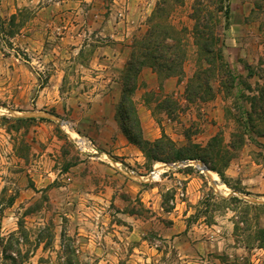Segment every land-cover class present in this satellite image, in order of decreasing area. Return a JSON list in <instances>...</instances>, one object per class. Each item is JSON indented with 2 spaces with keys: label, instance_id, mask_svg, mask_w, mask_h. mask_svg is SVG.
<instances>
[{
  "label": "rangeland",
  "instance_id": "rangeland-1",
  "mask_svg": "<svg viewBox=\"0 0 264 264\" xmlns=\"http://www.w3.org/2000/svg\"><path fill=\"white\" fill-rule=\"evenodd\" d=\"M195 1L184 0L170 15L185 29L189 78L196 68ZM248 2L253 8L243 18ZM220 7L214 29L221 55L234 84L245 87L226 94L215 82L213 99L188 102L186 82L169 92L157 78L135 100L145 139L202 148L201 159L179 167L153 161L135 145L141 159L133 163L99 154L74 124L72 108L87 107L82 92L96 83L91 72H101L92 67L93 54L108 39L87 32L79 41L89 46L73 54L57 27L74 17L42 20L34 6L11 15L0 8V264L255 263L252 240L264 229V138L248 139L238 107L264 90V0H223ZM116 62L102 73H114ZM88 157H102L107 167L90 166ZM91 186L109 190L94 199Z\"/></svg>",
  "mask_w": 264,
  "mask_h": 264
},
{
  "label": "trees",
  "instance_id": "trees-1",
  "mask_svg": "<svg viewBox=\"0 0 264 264\" xmlns=\"http://www.w3.org/2000/svg\"><path fill=\"white\" fill-rule=\"evenodd\" d=\"M222 2L223 0H197L195 6L198 8H193L190 14L195 22L193 45L197 53L196 68L184 88L188 102L198 100L203 103L213 99L215 82H218L219 88L226 94L239 84L245 87V83L240 80L234 84L237 77L226 68L221 55L222 42L214 26L217 25V14L221 12ZM183 3L184 0H161L156 3L152 15L147 19L146 29L134 35L127 44L128 56L119 76L121 94L117 118L123 135L148 158L164 163L201 159L203 150L196 145L178 147L166 137L153 141L145 139L133 97L140 87L139 77L145 68H151L162 79L184 77L183 69L187 59L185 29H177L170 22L175 6ZM10 19H13V15ZM207 21H211L210 27L203 25ZM248 76L253 77L252 74ZM248 103V107L244 103L238 107V115L248 139L255 142L254 137L264 138V90H260L257 96L252 95ZM208 168L215 171L212 167ZM217 173L224 180L223 175L219 171ZM252 242L257 243L258 249H264V229L255 233Z\"/></svg>",
  "mask_w": 264,
  "mask_h": 264
},
{
  "label": "crops",
  "instance_id": "crops-1",
  "mask_svg": "<svg viewBox=\"0 0 264 264\" xmlns=\"http://www.w3.org/2000/svg\"><path fill=\"white\" fill-rule=\"evenodd\" d=\"M158 1L160 0H2L0 7L3 12L9 7L8 14L11 15L19 11L21 7L34 6L36 14L42 20L44 19L42 16L49 18L53 13H57L58 17L60 15L74 17L75 22L70 25L66 23L64 26L57 27V29H62L58 34L60 35L59 39L63 41V48L68 46L67 50L75 52L73 54H77L82 48L89 46L87 44L83 46L84 41H79L83 34H87V32L108 39L104 46H97L96 48L99 51L93 54L96 56V61L92 67L101 72H91L93 75H90V77L96 83L91 89L88 88L82 92V96L88 98L87 107L79 102L78 107L72 108V116L75 120L74 124L79 125V133L92 141L93 147L99 154L124 157L123 160L132 163L134 160L141 159L135 158V155L140 152L126 139L120 129L117 118V105L121 89L117 76L127 60V44L134 35L140 34L146 29V21L152 15ZM248 6H250L248 11H241L243 18L248 17L251 13L253 5L248 2ZM187 17H189L188 13H186V16L177 18L176 23H180L181 20L187 19ZM81 21H85L87 24L83 26L79 23ZM172 23L175 25V21H172ZM182 27L180 25L179 29ZM240 31L239 29L238 33ZM257 31L258 29H254V33L250 34H254L255 37ZM41 33L45 34V31L42 32L41 30ZM188 37L190 40L189 34ZM32 38L33 35L30 39L26 37V42L29 40L31 43ZM236 43L239 42H234L235 45H238ZM116 59L118 62H116L117 67L114 69V73L103 74V70L110 69L108 64H112ZM183 70L184 77H170L164 80L171 87L169 92L174 90L175 87L181 88L184 86L189 78L186 62ZM63 74L62 71V75L59 77L60 80H62ZM53 77L51 76L49 81ZM157 78V74L151 68L143 69L139 77L140 87L133 97L134 101L138 100L145 91L149 92L151 88L154 89ZM90 158L88 157V159ZM94 160V162L87 160V163L90 166L94 163L106 166L105 163L100 161L102 157L94 158ZM88 190L94 199L103 200L109 188L106 186L102 188L91 186ZM140 190H142V187L136 192H145ZM253 251H256L255 255H253ZM253 251L250 254L252 261H255L254 264H264V249Z\"/></svg>",
  "mask_w": 264,
  "mask_h": 264
},
{
  "label": "built area",
  "instance_id": "built-area-1",
  "mask_svg": "<svg viewBox=\"0 0 264 264\" xmlns=\"http://www.w3.org/2000/svg\"><path fill=\"white\" fill-rule=\"evenodd\" d=\"M78 143H80L79 141H78ZM182 162H186V163H182ZM181 163H175V164H173L175 167L177 166V167H179V166H181V165H183V166H186V165H188V164H190V162L188 161V160H186V161H182ZM154 173V172H153Z\"/></svg>",
  "mask_w": 264,
  "mask_h": 264
},
{
  "label": "bare ground",
  "instance_id": "bare-ground-1",
  "mask_svg": "<svg viewBox=\"0 0 264 264\" xmlns=\"http://www.w3.org/2000/svg\"><path fill=\"white\" fill-rule=\"evenodd\" d=\"M200 167H202V166H200ZM201 169H202V168H201ZM158 173H159V171L156 170L155 173H154V176H157ZM211 175H212L211 177H212L214 180H217V176H215L213 173H212Z\"/></svg>",
  "mask_w": 264,
  "mask_h": 264
},
{
  "label": "water",
  "instance_id": "water-1",
  "mask_svg": "<svg viewBox=\"0 0 264 264\" xmlns=\"http://www.w3.org/2000/svg\"><path fill=\"white\" fill-rule=\"evenodd\" d=\"M182 163H186V162H182ZM170 166H174L173 164L172 165H170ZM197 168L199 169V170H201V171H208V169L206 168V167H204V166H202V167H200V166H197ZM202 168V169H201Z\"/></svg>",
  "mask_w": 264,
  "mask_h": 264
}]
</instances>
